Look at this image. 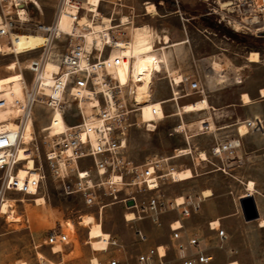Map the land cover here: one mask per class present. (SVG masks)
Instances as JSON below:
<instances>
[{"label": "rangeland", "instance_id": "374dc122", "mask_svg": "<svg viewBox=\"0 0 264 264\" xmlns=\"http://www.w3.org/2000/svg\"><path fill=\"white\" fill-rule=\"evenodd\" d=\"M38 1L41 8L29 3L30 16L44 24L52 23L62 6V0ZM81 1L96 5L101 15L113 19L114 27L105 33V37L115 41H128L134 37L137 46L155 43V28L161 34H169L172 40H188L170 47L166 55L167 60H161L162 70L156 74L152 86V101L170 99L172 91L184 95L192 81L201 78L203 85L207 84L204 93L208 96V102L221 111L213 116L210 122H240V125H246L243 122L247 119L260 118L264 126V98L258 93L259 88L264 87V37L246 33H241L246 39L229 36L228 30L234 29L220 22L216 16L207 15L208 5L203 0ZM147 2L155 4L157 13L146 14ZM80 13L87 14L84 10ZM87 16L90 18L91 14L88 13ZM123 16L125 22L120 25V18ZM62 19L66 31H76L75 17L64 15ZM132 20L131 24L129 21ZM213 20L217 21L218 27H211ZM83 28L82 30H86ZM49 38L47 46L32 51L19 54L0 53V122L11 119L21 123L20 116L30 109L34 140L28 145L27 154L34 160V167H40L44 173L38 194L46 199V203L36 205L32 195L8 193V198L14 200L11 201L15 210L14 217L19 220H8V214L0 212V264H93V257L98 258L99 264H109L114 257H124L125 253L120 245L109 246L106 250L94 249L88 239V227L80 222L84 216L92 215L96 221L102 222L105 232L117 237L123 244L133 241L132 223L124 219V205L114 202L112 195L116 193L118 198L122 199L130 193H138L139 190L144 196L152 195L154 190L147 189L145 179H149L152 186H158V190L169 198L186 194L202 195L205 188L214 187L215 191L210 199L219 201L220 207H238L239 210L229 218L227 225L223 224L228 234L225 249L214 247L213 233L207 232L206 225L200 229L208 245L213 246L215 264H227L233 260L239 264H264V228H259L258 219H244L239 201L234 203L232 199L229 200L220 194L239 187L238 178L245 180L248 176L252 179L254 177L258 181L259 189L258 192L254 189L252 196L264 213V128L259 131L250 129L254 132L252 138L244 146L240 141L238 155L232 159H209L211 163L206 167L198 163V169L194 172L198 176L180 181L177 172L194 165L195 159L200 158L198 152L208 147L214 139V132L212 128H203L206 120L199 111L182 109L181 115L174 114L189 102L201 100L202 97L195 94L177 102L169 100L164 103L160 114H165V117L156 121V129L147 131L142 120L149 118L152 112L149 108L133 111L138 106H134L133 84L131 80L128 82L132 61L127 59L123 62L122 71L118 72L120 81L126 83L118 98L120 109L123 112L127 109L131 111L120 117L121 122L127 125L128 131L126 146L119 155L120 173L124 174L123 183L112 185L108 183L106 175L102 186L86 192L75 191V165L65 162L66 168L63 170L60 163L50 162L46 157L49 146L45 141L50 137L61 138L66 130L65 125L69 128L80 123L82 119L79 106L64 90V97L58 107L59 115L56 109L49 105L50 98L42 94V91L37 92L40 83L37 76L44 65L51 67L57 75L61 68V55L80 38L66 33L57 37L52 34ZM1 43L9 44L4 38H0ZM111 50L112 47L105 45L102 56L107 58ZM251 50L259 52V62L247 61L246 57ZM145 58L155 67L159 55L153 52ZM212 61L221 63L222 69L216 72L208 70L207 65ZM221 74L223 77L218 76ZM175 76H182L184 82L173 85L172 79ZM4 83H9L12 90L1 91ZM51 86L55 91L60 88L57 84ZM242 92H249L252 102L243 105L240 101ZM28 94H34L35 97L31 108L26 103ZM92 114L96 115V111ZM86 118L90 120L94 117L88 115ZM228 133L231 132L228 130ZM252 148L256 151L247 158L244 153ZM62 150L63 146L57 148L58 153H62ZM89 165L91 166L92 162L88 160L79 164L80 167ZM94 178L98 181L97 176ZM248 193L243 197H247ZM112 202L114 203L111 204ZM101 204L108 205L102 213ZM53 231L66 234L68 240L65 243L49 245L46 239Z\"/></svg>", "mask_w": 264, "mask_h": 264}, {"label": "built area", "instance_id": "2783aa9c", "mask_svg": "<svg viewBox=\"0 0 264 264\" xmlns=\"http://www.w3.org/2000/svg\"><path fill=\"white\" fill-rule=\"evenodd\" d=\"M203 1L208 5L207 15L216 16L220 22L226 23L235 32L264 37V0ZM29 3H32L31 0H0V38L7 39L8 43H12L13 35L27 28L40 31L47 36L53 34L56 17L50 24L34 20L29 13ZM145 9L147 14V7ZM182 19L187 20L184 17ZM129 22L132 24L133 20ZM122 23V18H120V25ZM235 24H239L240 28L236 29ZM107 46L111 47L110 44ZM60 62L62 71L67 76L65 94L68 93L71 98L77 101L82 120L64 131L61 138L50 137L49 140L45 141L49 146L46 157L50 162L59 163L62 160L64 163L68 162L75 165V191L86 192L89 189L102 186L105 183L106 175H108V183L117 184L113 182L112 177L115 174H121L124 177V174L120 173L121 160L119 155L126 146L128 136L127 125L120 120L124 112L120 109L118 99L125 85H121L112 75L113 72L110 71L118 64L112 61L108 65L110 58L106 59V56H102V51L96 47L88 51L81 39L70 45L66 52L61 55ZM39 78L40 75L38 74L37 81ZM104 83L118 105L116 114H112L110 111L106 93L102 88ZM191 88L201 94L204 93V89L198 86L196 82L191 83ZM87 90L96 93L99 99L97 106H91L88 100H84V103L81 104V100L84 99V92ZM30 99H32L31 102ZM34 101L35 97L28 94L26 103L30 108ZM134 108L132 107V109ZM93 111H96V115L92 114ZM23 114L20 116L19 122H21ZM88 115L94 117L96 122L94 127L98 132L96 142L92 141L89 129L84 122ZM245 123L248 129L253 131L264 128L260 118L246 120ZM203 128L205 130L211 129L210 123L206 121ZM17 141L18 133L16 131L10 129L0 132V171H2L0 205L10 200L8 198L10 192L31 195L34 189L39 193L44 178V173L40 167L29 169L24 177L19 176L18 167L21 163L13 154ZM60 146L64 147L62 153L57 151ZM239 146L240 140L235 138L218 142L214 154L225 161L230 160L236 156ZM87 160L92 162L91 166H79L82 161ZM94 176L98 177V181L95 180ZM89 181L94 184L91 185ZM144 181L147 182V189L154 190L152 195L144 196L139 190L138 193H130L119 199L114 193L112 195L113 201L121 202L124 205L126 211L124 219L128 223L148 220L153 225L162 226L164 219H167L170 229V243L150 247L147 251L140 253L137 256V264H214L216 256L212 251L213 246L208 245L204 235L195 230L191 231L183 223L193 214L200 212L202 203L206 199L203 194L182 195L183 199L179 201L178 197H166L158 190V186L154 187L150 184L149 179ZM130 199L133 200V204L127 205V201ZM12 207L13 205H10V208ZM126 213H132L134 218L129 220ZM177 222L179 224L175 225ZM208 227L213 232L214 247L225 249L228 242L226 230L220 224L213 226L212 222H209ZM134 234L139 241L147 240L146 234L140 229H135ZM67 240L66 234L53 231L46 242L53 246L58 242L65 243ZM118 245H120L118 239L109 234V246ZM109 264H120V260L114 257Z\"/></svg>", "mask_w": 264, "mask_h": 264}, {"label": "bare ground", "instance_id": "6f19581e", "mask_svg": "<svg viewBox=\"0 0 264 264\" xmlns=\"http://www.w3.org/2000/svg\"><path fill=\"white\" fill-rule=\"evenodd\" d=\"M32 3L36 7L41 8V5L38 0H31ZM147 12L149 14H155L157 13V8L154 3L147 2ZM84 10L85 13H90L91 17L89 18L87 14H81L80 11ZM64 15H70L76 18L77 27L75 28L76 31L68 32L64 28V20L62 17ZM97 19H100L97 21ZM112 18L109 16L101 15L98 11V7L94 4H89L86 2H83L81 0H62V6L60 9H58L57 15H56V22L55 26L53 28L54 37H57L61 33H66L69 35H73L76 38H80L85 46V48L88 51H91L94 47H96L98 50L102 51L103 46L105 45H111L112 50L109 52L106 59L110 58V62L107 63L108 65L111 64L112 61L118 64L115 68H111L110 71H112V75L120 82L121 85H125L126 83H122L119 78V71H122L123 69V62L124 60L131 59V69H130V79H128L130 82H132L134 87V106H138L133 111H137L139 109L146 108L148 106H152L151 103V83L153 80V74H154V68L151 65L150 61L145 58L149 53L152 51L151 45H141L137 46L134 40V37H132L130 40H113L110 37H105V33L112 29L113 22ZM1 21V16H0ZM122 21L125 22V16L122 17ZM86 28V30H82V28ZM83 28V29H84ZM235 28L239 29V24H235ZM50 36H47L46 34L35 31L33 29H25L17 33L16 35H13L12 37V43L6 44L1 43L0 44V53L7 54L9 52L12 53H24L28 51L35 50L37 48H41L44 46H47L50 42ZM157 35L154 37V41L156 40ZM164 40L168 41V36H164ZM247 61L249 62H259L260 61V54L258 51L251 50L247 57ZM222 64L217 61H212L207 65L208 70L212 72L220 71L222 68ZM219 77H223V75H218ZM174 80L176 83H179L182 81V76H175ZM40 83L37 87V92H41L42 94L48 96L49 99V105L54 107L60 115L59 111V104L61 103L63 97H64V90H65V84L67 82V76L66 73L62 71V67L60 68V71L57 75H55L52 71V68L44 65L40 72ZM51 84H57L60 86L59 90L55 91ZM103 90L106 93L107 100L109 103V108L112 114H116L118 112V105L115 101V98L110 93L109 90H107V85L104 83L102 86ZM12 90V86L9 83H4L1 86V91L8 92ZM260 94L262 97H264V87L260 88ZM34 95V94H33ZM32 95V97H33ZM52 97V98H51ZM242 102L247 104L250 103L251 97L248 93H242L241 95ZM84 100H88V102L91 104V106H97L99 104V99L94 91H85L84 92V99L81 100V104L84 103ZM32 99H30V102ZM196 107L198 110H203L208 108V104L205 100H199L196 102ZM154 109V108H153ZM131 111L127 109L124 114H129ZM156 113H154V119H157ZM63 119V118H62ZM64 122V120H63ZM85 124L87 125L92 141L96 142L98 132L96 129H94L96 122L93 119H88L85 117L84 120ZM33 119L31 117L30 109L24 114L22 117L21 123H17L13 120H5L0 122V132L4 130H14L18 133V141L15 148V151L13 152L15 158L21 163L22 165L18 167V174L20 177L26 176L29 169H34V160H32L27 154L29 151L28 145L34 140L33 135ZM247 125L241 124L239 127V132L241 135H244L247 133ZM68 126L65 125V129L67 130ZM155 128V125L152 121L146 122V130H153ZM65 130V131H66ZM200 158L202 160H206V155L204 152L200 153ZM167 159V158H166ZM168 160V159H167ZM23 162L25 164H23ZM60 166L63 170L66 168V164L60 160L59 161ZM196 175L194 174V171L187 167L183 170H179L177 172V178L180 181L188 180ZM112 180L114 183L121 184L123 183V176L121 174H115L112 177ZM91 185L94 183L89 181ZM249 191L250 193L247 194V196H252L254 192V182H249ZM203 196L205 198L210 197L212 195V190L207 188L204 189L202 192ZM32 196H34V202L36 205H42L46 203V199L44 196L39 195L34 189L31 193ZM183 199V196L180 195L178 197V200L181 201ZM11 201L14 200H7L3 202L0 205V209L2 213L8 214L10 219H13L14 221H18L19 218L14 217L15 210L10 208V205H12ZM112 202L111 204H113ZM110 204V205H111ZM102 205V204H101ZM108 205H102L101 212L105 207ZM126 216L129 220L133 219L134 216L132 213H126ZM81 224L86 225L88 227V239L91 245L94 249L97 250H106L109 247V233L105 232L102 228V222L96 221L95 217L92 215H86L82 218ZM177 222L175 225H178ZM220 224V220L216 219L212 221L213 226H217ZM260 227H264V217L259 218L258 222ZM43 258V256L41 255ZM93 264H99L98 258L93 257L92 259ZM18 264H27L26 262H19ZM227 264H239L238 261L233 260L228 262Z\"/></svg>", "mask_w": 264, "mask_h": 264}, {"label": "crops", "instance_id": "0c3cea01", "mask_svg": "<svg viewBox=\"0 0 264 264\" xmlns=\"http://www.w3.org/2000/svg\"><path fill=\"white\" fill-rule=\"evenodd\" d=\"M151 29H153V26H151ZM155 31L157 33L155 43H146V45H151L152 48H154V49H152L154 51L149 53V55L152 54L153 52H155V55H159V58L157 59L156 66L153 67L154 68V74H153V80H152L151 87H150L151 96H152V86L154 83V79L156 77V74L162 70V65H163L162 61L167 60L166 55H167L168 49L170 47H175V46H178V45L183 44L186 41H188L187 39L184 40L181 38L176 39V40H172L169 34H166V33L161 34L156 28H155ZM165 35L168 36V41L164 40ZM205 80L208 81L207 79H205ZM183 82H184V79H182V81L179 83H176L174 78L172 79L173 85H179ZM192 82H196L198 84V86H200L206 90L207 84L203 85L201 78L199 80H193ZM189 86H188V92L184 95H180V94L178 95L174 91H172L173 95L170 99L152 101V97H151V103L153 105L148 106V107L143 108V109L149 108L150 112H152L151 113L152 115L149 118L142 120V123H145V129H146V122L152 121L155 125L154 129H156V121L163 119L165 117L164 116L165 114H160L164 109L163 108L164 103H167L169 100L177 102L181 98H184V97L189 96V95H195V94H197L199 97H202L201 100H205L206 103L208 104L207 109L198 110L196 107V102L199 100H194L192 102H189L188 104H186L182 108H180L179 111L174 114V115H181L182 109L190 110V111H199V112H201L200 115H203V117H204L203 119L210 123L211 128L214 132V139H212L210 145L208 147L204 148L203 150H201L200 152H198L199 156H200L201 152H204L206 155V160H202V159L197 157L194 161V165L192 167L190 166V168L194 172H196L198 169L197 168L198 163H202L206 167V166H208L209 163H211V160H209V159L219 158L217 155L214 154V149L216 148V145L218 142H224L228 139L235 138V139H240L242 145L244 146L247 144V142L250 141L254 132L250 131V129H249V131L246 134L241 135V133L239 132L240 122L238 124L235 122H223L220 124H214V123L210 122L209 120L212 119L213 116L220 114L221 111L219 109H217L216 107L210 105V103L208 102V96L206 95V93L201 94V93L197 92L195 89L191 88V84ZM259 90H260V88H259ZM259 90H258L259 96L262 97ZM242 93H248L249 96L251 97L249 92H242ZM242 93L240 94V101H242V99H241ZM262 98H264V97H262ZM251 100H252V97H251ZM242 104L245 105V103H243V102H242ZM215 111H218V112H215ZM154 113H156V115L158 117L157 119H154ZM243 123H245V122H243ZM153 130H151V131H153ZM228 130L231 132L230 134L228 133ZM147 131H150V130H147ZM255 151L256 150L254 148H252L249 151H245L244 154H246L247 158H248V156H251L253 153H255ZM238 152H239V150H237L236 155H238ZM222 171H224V170H222ZM230 175L235 177L234 174H230ZM196 176H198V175H196ZM195 177H193V178H195ZM237 180L240 183L239 187L237 186L236 189L232 188V189H229V190L222 192L220 194L228 197L229 200L232 199L235 203V202L239 201L241 198H243V196L246 193H248V191H249V185L248 184L250 181L254 182L255 192L256 191L258 192L259 184H258V181L254 177L252 179L250 176H248L247 179H245V180L239 179V178ZM209 189H211L212 192L215 191L214 187L209 188ZM242 191H246V192L243 193ZM239 192H241V193L238 194ZM213 194H214V192H213ZM229 195H231L232 198ZM220 205H221V203L219 201H217L215 198L210 199V197H209V199H205L202 203V207H201L200 212L197 214H193L190 218L184 220L183 223H184L185 227L190 229L191 231L195 230V231H198L199 233H201L200 229L203 227V225H206L208 227L209 222H212L216 218H219L221 220V222H220L221 227H223L226 230V228L223 226V224L227 225L229 222V218L236 215L239 212V210H238V207H235L236 209H233V207H231V206L226 208V207H224V205L222 207H220ZM257 206H258L259 213H260L259 218L264 217V213L261 212V209L259 208L258 204H257ZM216 213H217V215H216ZM212 218H213V220H210ZM257 222H259V219L257 220ZM258 226H259V224H258ZM131 227L133 228L132 235H131L133 237V241L126 242L123 244L116 237L120 243V246H122V248H123V253H125V256L121 257L119 259L120 264H137V256L140 253L147 251L150 247H154L157 245H167L170 243V229L168 226V220L167 219H164V223L162 226H156V225H153L148 220H143V221L133 222ZM259 228H264V227L259 226ZM135 229H140L142 232H144L147 236V240L139 241L137 239L136 235L134 234ZM207 232H212L211 230H209V227L207 229ZM226 232H227V230H226ZM170 253H172V252H170ZM61 262H63V259Z\"/></svg>", "mask_w": 264, "mask_h": 264}, {"label": "water", "instance_id": "95a60500", "mask_svg": "<svg viewBox=\"0 0 264 264\" xmlns=\"http://www.w3.org/2000/svg\"><path fill=\"white\" fill-rule=\"evenodd\" d=\"M239 202L244 219L246 221L259 219L260 217L259 209L256 200L253 196L243 197L239 200ZM132 204H133V200L130 199L127 201V205H132Z\"/></svg>", "mask_w": 264, "mask_h": 264}, {"label": "trees", "instance_id": "16d2710c", "mask_svg": "<svg viewBox=\"0 0 264 264\" xmlns=\"http://www.w3.org/2000/svg\"><path fill=\"white\" fill-rule=\"evenodd\" d=\"M207 18V17H206ZM217 21L216 20H213V25L211 26L212 28H216V27H218V24L216 23ZM228 33H229V36H231V37H233V38H235V39H239V38H244V39H246V37L243 35V34H241V33H238V32H235V31H230V30H228ZM246 40H244V42H245Z\"/></svg>", "mask_w": 264, "mask_h": 264}]
</instances>
